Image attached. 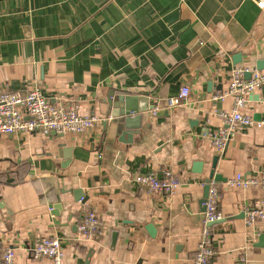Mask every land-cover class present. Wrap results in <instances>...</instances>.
Masks as SVG:
<instances>
[{"label":"crops","instance_id":"crops-1","mask_svg":"<svg viewBox=\"0 0 264 264\" xmlns=\"http://www.w3.org/2000/svg\"><path fill=\"white\" fill-rule=\"evenodd\" d=\"M258 60L259 0H0V92L37 86L101 117L80 133L0 134V257L12 247L14 264H54L32 247L57 235L65 264H193L208 223L206 178L219 154L224 177L212 184L222 220L210 225L208 264H264V220L249 225L245 217L264 182L230 183L239 172L264 179V128L236 125L223 151L213 141L229 125L223 113L234 98L212 96L227 90L234 67L258 68ZM183 85L187 101L153 112ZM121 90L150 93L154 106L140 129L122 132L120 116L110 114L108 98ZM244 111L264 117V84ZM165 169L182 180L174 192H148L134 179ZM89 209L100 218L94 238L78 228Z\"/></svg>","mask_w":264,"mask_h":264},{"label":"built area","instance_id":"built-area-1","mask_svg":"<svg viewBox=\"0 0 264 264\" xmlns=\"http://www.w3.org/2000/svg\"><path fill=\"white\" fill-rule=\"evenodd\" d=\"M264 7V0H259ZM250 71L251 76L246 77ZM264 84V69L250 68L248 66H236L230 72V83L227 90L215 93L213 100H224L228 95L234 98L230 111L223 113L228 126L221 127L213 134V141L219 151H223L231 138L236 125L255 126L264 128V117L256 118L252 113L244 111L249 101L251 92ZM191 93L188 85H183L176 94L165 97L153 108V112L162 107H174L187 101ZM101 117L96 114H85L79 109V104L67 98H59L53 101L42 88L33 87L26 90H4L0 92V134L14 132H40L45 135L53 133H80L96 122ZM135 181L141 188L148 192L171 193L181 184V178L169 169L162 174L155 171L138 172L134 175ZM264 179L257 176H248L241 172L230 179L235 186L249 187ZM80 199H84L82 196ZM207 222L220 219L222 211L218 205V190L211 184L209 194L203 202ZM246 221L249 225L257 220H264V196L255 200L246 209ZM204 227L199 241L197 251L194 255L193 264H208L214 254L212 247L213 232L210 225ZM79 232L87 238H94L100 234V218L96 210L89 209L84 212L79 224ZM32 254L35 258L49 256L54 264H65V249L62 238L57 235L43 236L39 238L32 247ZM15 250L7 248L0 257V264H14Z\"/></svg>","mask_w":264,"mask_h":264},{"label":"water","instance_id":"water-1","mask_svg":"<svg viewBox=\"0 0 264 264\" xmlns=\"http://www.w3.org/2000/svg\"><path fill=\"white\" fill-rule=\"evenodd\" d=\"M238 54V55H237ZM234 61L239 62L241 61V54L237 52L234 56ZM257 67L259 69L264 67V62L261 60L257 61ZM251 72L247 71L246 76L250 77ZM213 82L209 81V86L207 91L212 92L214 89ZM109 104L111 105L110 114H113L112 117L120 116L117 119L118 128L122 129V132L126 129L131 128H139L141 127V120H143L145 112L148 111L150 108L154 106V102H150V93L149 92H132L129 90H121L118 93L114 91L111 93V96L108 98ZM220 101H217V104ZM168 107H160L157 111L159 114L160 111L167 109ZM114 111V112H112ZM256 118H261V115L255 114ZM134 133V131H133ZM220 155L215 154L213 160L211 162V168L209 170V174L206 178L205 184V198H203L202 202L206 200V197L209 194V190L211 184L215 180L223 179V174L216 172L217 163L219 160ZM227 180V178H226ZM76 197L80 199L83 196V192L81 189L75 190ZM203 210H205V205L203 204ZM244 215V212L242 213ZM222 219H217L209 222V225H212ZM150 226V225H149ZM260 238H264V232L261 233ZM34 245V244H33Z\"/></svg>","mask_w":264,"mask_h":264}]
</instances>
